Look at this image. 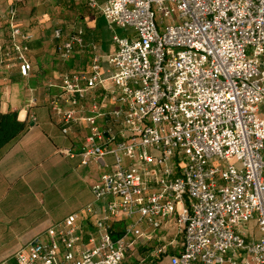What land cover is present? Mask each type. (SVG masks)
<instances>
[{
	"label": "built area",
	"instance_id": "built-area-1",
	"mask_svg": "<svg viewBox=\"0 0 264 264\" xmlns=\"http://www.w3.org/2000/svg\"><path fill=\"white\" fill-rule=\"evenodd\" d=\"M17 1L0 10L9 28L0 69L26 77L32 36L17 24ZM84 2L133 36H114L108 55L91 45L88 68L62 74L48 108L63 136L86 130L58 154L101 172L92 201L13 263L122 264L137 242L173 226L180 246L155 251L169 264H264V0ZM52 39L63 60L85 48L80 30L63 38L56 27ZM249 221L256 240L241 230Z\"/></svg>",
	"mask_w": 264,
	"mask_h": 264
},
{
	"label": "crops",
	"instance_id": "crops-1",
	"mask_svg": "<svg viewBox=\"0 0 264 264\" xmlns=\"http://www.w3.org/2000/svg\"><path fill=\"white\" fill-rule=\"evenodd\" d=\"M11 2L0 0V10ZM14 4L18 26L32 36L27 52L31 70L23 77L16 66L0 69V111H14L18 120H26L28 128L15 143L0 151V264H14L13 254L31 238L66 216L79 214L92 201L90 187L96 182L100 168L95 164L79 166L76 158H64L57 152L70 145L78 146L85 126L63 136L48 101L59 91L62 74L88 68L91 45L108 55L116 49L114 36H133L130 29L119 28L89 9L84 0H19ZM56 27L62 29L63 38L80 30L85 48L63 60L52 39ZM8 34V24L1 20V39L6 41ZM30 95L35 101L28 107ZM30 113L35 115V122L29 121ZM259 113L264 114V105ZM79 170L81 177L75 175ZM81 224L86 237L93 219L84 218ZM172 229L182 241V235L173 226L164 227L152 236ZM241 230L247 240H256L260 235L254 221L247 222ZM180 243L175 238L165 246L172 250L173 244L179 247ZM162 258L160 264H169L167 257Z\"/></svg>",
	"mask_w": 264,
	"mask_h": 264
},
{
	"label": "rangeland",
	"instance_id": "rangeland-1",
	"mask_svg": "<svg viewBox=\"0 0 264 264\" xmlns=\"http://www.w3.org/2000/svg\"><path fill=\"white\" fill-rule=\"evenodd\" d=\"M75 175H82V170L76 172ZM175 235L176 231L172 229L170 231L157 233L149 240L137 242L134 248L128 251L122 264H160L163 258L161 255L155 254L156 249L162 245H166L175 238L176 241L180 243L181 239L175 237Z\"/></svg>",
	"mask_w": 264,
	"mask_h": 264
},
{
	"label": "trees",
	"instance_id": "trees-1",
	"mask_svg": "<svg viewBox=\"0 0 264 264\" xmlns=\"http://www.w3.org/2000/svg\"><path fill=\"white\" fill-rule=\"evenodd\" d=\"M27 128L26 120H18L14 111H0V151L15 143Z\"/></svg>",
	"mask_w": 264,
	"mask_h": 264
}]
</instances>
